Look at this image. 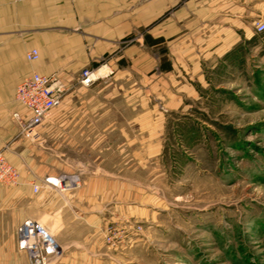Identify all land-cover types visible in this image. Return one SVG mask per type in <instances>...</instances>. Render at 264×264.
Listing matches in <instances>:
<instances>
[{"label": "rangeland", "instance_id": "rangeland-1", "mask_svg": "<svg viewBox=\"0 0 264 264\" xmlns=\"http://www.w3.org/2000/svg\"><path fill=\"white\" fill-rule=\"evenodd\" d=\"M257 46L253 66L226 74V90L198 87L196 100L179 98L175 87H140L138 74L116 79L112 70L89 88L76 84L78 75L66 82L70 89L34 138L19 134L8 111L18 137L44 152L46 169L80 177L82 163L91 171L102 160L99 174L122 180V205L133 212L101 223L103 250L93 264H264V36ZM103 111L131 132L119 138L118 155L102 154L108 140H80L94 127L84 119ZM6 149L0 154L17 183L0 187H16Z\"/></svg>", "mask_w": 264, "mask_h": 264}, {"label": "crops", "instance_id": "crops-1", "mask_svg": "<svg viewBox=\"0 0 264 264\" xmlns=\"http://www.w3.org/2000/svg\"><path fill=\"white\" fill-rule=\"evenodd\" d=\"M257 18H264V0H0V149L7 145L6 159L19 174L16 187H0V264L28 263L16 239L26 219L54 231L63 253L58 264H93L103 250L101 223L133 212L122 205V180L99 174L105 171L102 160L91 171L82 163L80 177L73 171L61 175L41 164V149L18 137L8 111L28 116L14 98L23 79L57 74L66 83L82 68L107 62L116 79L138 74L140 87L149 82L163 93L175 87L179 98L196 100L198 87L226 90L230 70L254 65L264 36L254 32ZM32 48L38 58L29 63L24 56ZM125 85L116 84L119 90ZM104 113L84 119L94 127L80 140H108L102 154L118 155L119 138L131 132L119 131L118 117ZM44 178L58 179L64 188ZM34 184L40 186L36 193Z\"/></svg>", "mask_w": 264, "mask_h": 264}, {"label": "built area", "instance_id": "built-area-1", "mask_svg": "<svg viewBox=\"0 0 264 264\" xmlns=\"http://www.w3.org/2000/svg\"><path fill=\"white\" fill-rule=\"evenodd\" d=\"M254 32L264 33V18L254 23ZM25 60L29 63L37 60L38 50L32 48L25 52ZM76 84L84 88L91 87L94 83L104 80L113 74L107 62L97 66L85 67L78 72ZM70 88L57 74L40 75L32 73L23 79L16 87L15 101L23 105L27 111V118L16 112L11 113V118L19 127V134L29 138L37 136L38 127H42L48 120L52 111L57 108L63 96ZM46 182L51 186L62 188V184L50 179ZM17 183V172L8 165L0 154V184L12 186ZM40 187L33 186V192H38ZM17 248L25 251L29 258L27 264H50L61 255L60 246L56 240L41 224L26 219L17 228ZM110 241V238H107Z\"/></svg>", "mask_w": 264, "mask_h": 264}, {"label": "bare ground", "instance_id": "bare-ground-1", "mask_svg": "<svg viewBox=\"0 0 264 264\" xmlns=\"http://www.w3.org/2000/svg\"><path fill=\"white\" fill-rule=\"evenodd\" d=\"M51 180L54 181V182H56V183H60V180H58V179H56V180L54 179L53 180V178H51Z\"/></svg>", "mask_w": 264, "mask_h": 264}]
</instances>
